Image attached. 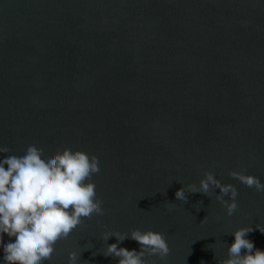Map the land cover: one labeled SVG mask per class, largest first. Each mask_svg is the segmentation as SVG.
<instances>
[{
	"label": "water",
	"instance_id": "1",
	"mask_svg": "<svg viewBox=\"0 0 264 264\" xmlns=\"http://www.w3.org/2000/svg\"><path fill=\"white\" fill-rule=\"evenodd\" d=\"M33 144L96 155L101 169L104 215L45 264L73 251L118 264L102 234L136 229L170 248L147 264H220L235 230L264 226V193L229 176L264 183V0H0V147ZM205 171L237 188L232 216L218 189L175 199ZM248 239L264 250L259 230Z\"/></svg>",
	"mask_w": 264,
	"mask_h": 264
},
{
	"label": "clouds",
	"instance_id": "2",
	"mask_svg": "<svg viewBox=\"0 0 264 264\" xmlns=\"http://www.w3.org/2000/svg\"><path fill=\"white\" fill-rule=\"evenodd\" d=\"M8 153L7 147H0V264H45L52 259L56 244L67 239L85 219L104 215L103 201L92 180L101 171L100 161L96 155L71 148L44 154L35 144L28 146L22 156ZM229 176L264 193V183L258 177L243 171H232ZM217 189L215 199L232 216L238 208L237 188L222 183L209 171L204 172L198 184L177 190L175 199L187 202V195L196 193L211 197ZM205 221L206 218L201 223ZM255 230L264 234L261 225L235 230L231 234L234 242L227 246V256L220 264H264V250L248 239ZM112 237L116 243L107 245L103 255L118 259V264H147L146 257L164 260L170 253L161 232L106 231L101 239L107 242ZM128 239L138 243L139 251L120 246ZM68 264H78L76 252L68 254Z\"/></svg>",
	"mask_w": 264,
	"mask_h": 264
}]
</instances>
